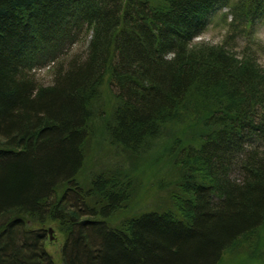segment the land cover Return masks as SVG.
<instances>
[{
	"label": "trees",
	"instance_id": "1",
	"mask_svg": "<svg viewBox=\"0 0 264 264\" xmlns=\"http://www.w3.org/2000/svg\"><path fill=\"white\" fill-rule=\"evenodd\" d=\"M231 6L0 0V264H55L53 223L63 264H264V67L194 43ZM233 7L264 21V0Z\"/></svg>",
	"mask_w": 264,
	"mask_h": 264
},
{
	"label": "rangeland",
	"instance_id": "2",
	"mask_svg": "<svg viewBox=\"0 0 264 264\" xmlns=\"http://www.w3.org/2000/svg\"><path fill=\"white\" fill-rule=\"evenodd\" d=\"M238 0H232V9L229 8H221L217 9L205 32L195 39L194 43L206 42L212 45H223L228 41V45L226 46L228 49H232L237 54L244 53V48L247 46L251 53L256 57L257 62L260 66L264 67V21L258 25L257 22L255 25H246V19L244 18H234L232 14V10H234V4H236ZM237 16V15H236ZM259 16L256 17L255 21H260ZM234 18V20H233ZM233 27L236 30L233 32ZM231 35H234L236 39L231 38ZM88 42L85 40V35L79 40V42L75 44H68L60 53L58 60L55 63H51L50 65L36 68L33 73L36 76V79L39 83L43 85H51L54 81V75L57 70H59L61 64L66 65L70 58L74 57L79 60H83L86 56ZM66 55V56H65ZM70 55V56H68ZM64 57V58H63ZM65 57L67 58L65 60ZM108 158V159H107ZM101 159V158H99ZM98 159V160H99ZM116 162V158L114 156L103 157L100 160V164L110 163L114 164ZM54 228V240H50L49 228ZM31 230H35L36 227H30ZM42 228L46 231V243L45 248L48 254H50L55 261V264H63L61 261V249L64 242V235L60 231V227L57 223L53 224H44ZM37 231V229L35 230ZM230 256L226 257V264H229L228 260ZM232 264H236L232 262Z\"/></svg>",
	"mask_w": 264,
	"mask_h": 264
},
{
	"label": "water",
	"instance_id": "3",
	"mask_svg": "<svg viewBox=\"0 0 264 264\" xmlns=\"http://www.w3.org/2000/svg\"><path fill=\"white\" fill-rule=\"evenodd\" d=\"M48 232H49V235H50V240L51 241L54 240V236H53V234H54V228L53 227H50Z\"/></svg>",
	"mask_w": 264,
	"mask_h": 264
},
{
	"label": "clouds",
	"instance_id": "4",
	"mask_svg": "<svg viewBox=\"0 0 264 264\" xmlns=\"http://www.w3.org/2000/svg\"><path fill=\"white\" fill-rule=\"evenodd\" d=\"M174 56V53H171L167 58L171 59Z\"/></svg>",
	"mask_w": 264,
	"mask_h": 264
},
{
	"label": "bare ground",
	"instance_id": "5",
	"mask_svg": "<svg viewBox=\"0 0 264 264\" xmlns=\"http://www.w3.org/2000/svg\"><path fill=\"white\" fill-rule=\"evenodd\" d=\"M28 25V24H27ZM31 27V26H30ZM66 56V55H65ZM68 56H70V55H68ZM64 58V57H63ZM67 58L65 57V60H66ZM49 61V60H48ZM61 212V211H60ZM64 214V213H63ZM58 218H60V217H58ZM95 225V224H94ZM40 237V236H39ZM38 243V242H37ZM44 243V242H43ZM42 243V244H43ZM45 245V244H44ZM45 249V248H44Z\"/></svg>",
	"mask_w": 264,
	"mask_h": 264
}]
</instances>
